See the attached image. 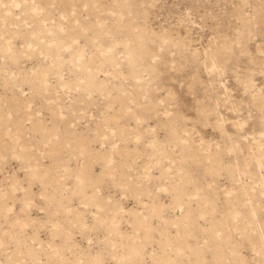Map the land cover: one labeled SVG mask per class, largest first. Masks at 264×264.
Listing matches in <instances>:
<instances>
[{
  "label": "rangeland",
  "instance_id": "374dc122",
  "mask_svg": "<svg viewBox=\"0 0 264 264\" xmlns=\"http://www.w3.org/2000/svg\"><path fill=\"white\" fill-rule=\"evenodd\" d=\"M0 264H264V0H0Z\"/></svg>",
  "mask_w": 264,
  "mask_h": 264
}]
</instances>
